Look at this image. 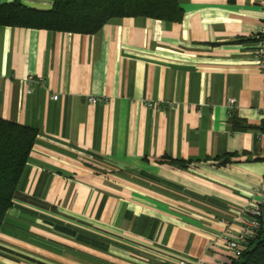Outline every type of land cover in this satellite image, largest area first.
I'll use <instances>...</instances> for the list:
<instances>
[{
	"label": "crops",
	"instance_id": "0c3cea01",
	"mask_svg": "<svg viewBox=\"0 0 264 264\" xmlns=\"http://www.w3.org/2000/svg\"><path fill=\"white\" fill-rule=\"evenodd\" d=\"M178 2L180 21L122 17L92 34L0 25V118L37 131L0 264L230 262L212 241L264 203V0ZM28 76L45 83L27 91Z\"/></svg>",
	"mask_w": 264,
	"mask_h": 264
},
{
	"label": "trees",
	"instance_id": "16d2710c",
	"mask_svg": "<svg viewBox=\"0 0 264 264\" xmlns=\"http://www.w3.org/2000/svg\"><path fill=\"white\" fill-rule=\"evenodd\" d=\"M135 16L176 22L181 20L183 10L178 0H53L48 10L28 7L21 0L0 4L2 26L83 34L95 33L113 19ZM230 121L236 129L250 128L239 125L234 118ZM257 129L264 132V122ZM36 136L35 128L0 118V229ZM228 159L226 155L223 161ZM171 161L181 166L186 163ZM228 264H264V225L247 241L241 255L231 258Z\"/></svg>",
	"mask_w": 264,
	"mask_h": 264
},
{
	"label": "built area",
	"instance_id": "2783aa9c",
	"mask_svg": "<svg viewBox=\"0 0 264 264\" xmlns=\"http://www.w3.org/2000/svg\"><path fill=\"white\" fill-rule=\"evenodd\" d=\"M253 60L257 68L264 74V26L260 31L254 36V46L252 49ZM27 91H30V83L37 82L40 85H44L45 81L42 77L34 78L33 76H28L26 78ZM264 97V89H263ZM53 99H57L58 95L53 94ZM103 100L101 97L88 95L87 102L93 104ZM234 98L228 100L229 107H233ZM146 105L150 108L157 107L154 102H146ZM242 228L239 233L235 234L230 232L228 229L222 231L215 239L212 241V245L219 246L223 245L230 253L231 258H237L241 255L242 251L246 247L247 241L252 238L258 229L264 225V203L253 202L245 208L243 214ZM178 264H219L204 261L201 259L187 260L181 259Z\"/></svg>",
	"mask_w": 264,
	"mask_h": 264
}]
</instances>
